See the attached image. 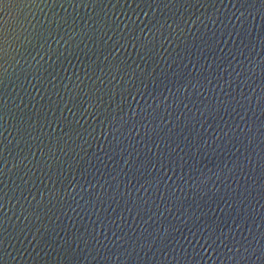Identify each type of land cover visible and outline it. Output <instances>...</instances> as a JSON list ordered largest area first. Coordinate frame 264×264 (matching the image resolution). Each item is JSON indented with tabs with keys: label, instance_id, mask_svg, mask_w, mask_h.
Listing matches in <instances>:
<instances>
[{
	"label": "water",
	"instance_id": "95a60500",
	"mask_svg": "<svg viewBox=\"0 0 264 264\" xmlns=\"http://www.w3.org/2000/svg\"><path fill=\"white\" fill-rule=\"evenodd\" d=\"M0 264H264V0H0Z\"/></svg>",
	"mask_w": 264,
	"mask_h": 264
}]
</instances>
